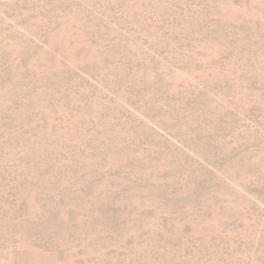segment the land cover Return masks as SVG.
<instances>
[{"label": "rangeland", "instance_id": "374dc122", "mask_svg": "<svg viewBox=\"0 0 264 264\" xmlns=\"http://www.w3.org/2000/svg\"><path fill=\"white\" fill-rule=\"evenodd\" d=\"M0 264H264V0H0Z\"/></svg>", "mask_w": 264, "mask_h": 264}]
</instances>
